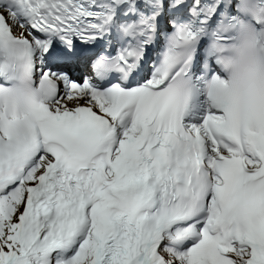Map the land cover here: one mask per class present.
Masks as SVG:
<instances>
[{"label":"snow or ice","instance_id":"snow-or-ice-1","mask_svg":"<svg viewBox=\"0 0 264 264\" xmlns=\"http://www.w3.org/2000/svg\"><path fill=\"white\" fill-rule=\"evenodd\" d=\"M0 264H264V0H0Z\"/></svg>","mask_w":264,"mask_h":264}]
</instances>
